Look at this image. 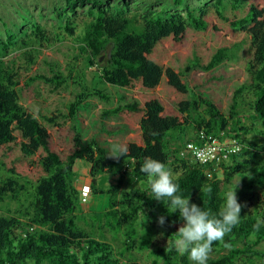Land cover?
Returning <instances> with one entry per match:
<instances>
[{"label":"trees","instance_id":"16d2710c","mask_svg":"<svg viewBox=\"0 0 264 264\" xmlns=\"http://www.w3.org/2000/svg\"><path fill=\"white\" fill-rule=\"evenodd\" d=\"M232 2L235 8L239 6L240 0ZM224 3L225 0H214V10L232 26L246 28L256 20L257 8L254 4L249 5L243 16L231 18L222 10ZM86 6L92 11V16L85 23V45L81 46L86 53L85 66L78 68L72 64L69 74H64L58 64L55 67V64L49 62L53 71L50 76L39 73L26 80V84H30L32 80L41 78L58 87L72 78L80 87L68 103V111L42 114L48 121H56L60 117L70 119L74 131V148L66 156H62L48 144H44L52 160L50 170L34 180L18 172L0 177V201L9 200L17 205L9 213H0V264H138L135 252L149 248L155 239L156 223L152 220L145 223L144 233L139 236L138 220L142 213L147 212L154 214L156 218L161 215L165 217L163 226L168 230L169 238L154 251L163 264H192L187 254L180 255L173 246L177 238L176 231L185 223L179 211L172 212L166 198L162 201L154 198L146 174L140 171L139 162L109 157L108 149L94 139L84 142L76 117L89 97L98 96L106 100L111 98L97 83L88 82L85 71V67L94 64V60L102 62L111 41L114 54L107 59L108 65L102 68L104 76L97 74L100 82L105 77L114 81L113 69L135 72L143 66L144 60L141 57H127L117 52L120 43L126 38H144L152 33L172 32L180 36L187 24L204 29L208 24L204 18L206 9L203 8L197 15L188 6L186 18L179 13L162 16L155 10L130 14L127 10L112 8L104 0H65L60 15L65 18L64 29L69 34L75 33L78 13ZM118 23H122L123 28L117 30L111 40L106 36V28ZM15 37V34L8 33V43L15 44ZM54 40L56 38L53 34L41 23L35 22L32 24L29 41L23 39L22 45H45ZM234 44L218 47L207 62H203V57L198 54H194L186 62L180 73L190 89L187 108L190 124L177 123L154 134L164 153L162 163L173 181L179 185L177 195L189 199L190 203H195L212 216L218 217L225 204L226 191L223 185L232 182L237 174H247V179H244L236 192L237 200L242 205L240 222L224 236L222 242H214L212 245L230 249L227 252L219 251L216 256H209L207 264H236L237 258L242 254L264 256L263 251L254 248L255 244L264 240V225L259 229L254 227L258 219L264 220V191L261 193L256 189L257 185L264 186V162L258 158L259 153L253 150L257 144L251 141L242 143L228 161L222 162L223 178H218L217 171L210 177L207 164L181 152L188 141H199L200 130L211 132L221 139L230 136L239 141L243 133L257 132L264 135V37L258 41L254 56L247 63V78L234 89L228 112L222 111L212 97L198 92L189 84L187 76L193 69L211 70L236 58L240 44ZM237 46L239 47L236 49ZM39 51L37 47L25 50L30 53L28 58L31 61ZM19 75L21 72L17 66V57H5L0 52L1 105H8V101L13 98V87L17 84ZM140 109L139 103L133 100L104 110L103 115ZM246 111L253 118L251 124L241 122V116ZM3 119L0 114V126ZM33 123L38 126L36 120ZM175 138L181 141L180 145L171 146ZM79 158L90 164L93 193H108L107 207L83 212L81 190L76 185L77 171L74 168ZM99 175H118V182L106 188L105 177L98 184ZM125 178L132 183L120 196V187ZM139 181L142 182V187L136 186ZM209 187L211 192L208 191ZM107 232H111L113 238L119 241L118 246L108 238ZM119 234L123 236L119 237ZM239 241L244 244L243 247L237 246ZM253 264H264V261Z\"/></svg>","mask_w":264,"mask_h":264},{"label":"rangeland","instance_id":"374dc122","mask_svg":"<svg viewBox=\"0 0 264 264\" xmlns=\"http://www.w3.org/2000/svg\"><path fill=\"white\" fill-rule=\"evenodd\" d=\"M104 1L112 8L127 10L130 14L155 10L162 16L179 13L188 18V6L197 15L203 8L206 9L204 18L208 24L204 29L187 24L180 36L173 32L152 33L144 38L130 36L120 43L117 52L127 57H141L144 60L138 71L113 69L114 81H109L105 77L104 81L100 82L97 74H100V77L104 76L102 68L108 65L107 59L114 54L111 49L113 41L101 63L94 60V64L85 67L88 82L97 83L111 98L106 100L91 96L80 107L76 119L82 140L88 142L94 139L110 153L116 145H127L129 152L122 158L134 159L140 166L146 158L162 162L164 153L161 143L154 134L177 123L189 125L191 121L187 112L190 89L180 73L181 69L194 54L202 56L203 62H207L218 47L234 46V42L239 43L240 48L236 47L237 57L232 61H225L211 70L195 68L187 76L193 88L212 97L222 111L228 112L234 89L247 78V63L253 58L258 41L264 37V0H240L239 6L235 8L232 0H225L222 10L231 18L243 16L251 3L255 5L256 20L246 28L234 27L220 18L214 10V0ZM64 4L65 0H0V52L5 57L16 56L17 66L21 72L17 84L13 87V98L6 106L0 102V114L4 118L0 126V177L18 172L34 180L50 170L52 160L44 144H48L62 156H66L74 148V131L70 119L60 117L56 121H48L42 114H60L68 111V103L80 87L72 78L58 87L41 78L26 84V80L35 74L50 76L53 71L49 62L55 64V67L58 64L64 74H69L72 64L80 68L87 63L86 53L81 46L85 45L83 40L85 23L91 18L92 11L88 6L81 9L75 33L69 34L64 29L65 18L60 15ZM35 22L41 23L56 40L45 45L38 43L22 45L23 39L29 41L32 24ZM122 28V23L108 26L106 36L113 40L115 32ZM8 33L16 35L15 44L8 43ZM32 47H37L40 51L33 55L31 61L28 58L30 53H26L25 50ZM1 98L0 94V100ZM133 100L139 103L140 110H125L120 114L103 115L104 110ZM241 108L246 110L245 106ZM249 115L246 111L241 116V122L251 124L253 118ZM254 119L258 122L256 117ZM33 120L37 121L38 126H35ZM248 141L257 144L253 150L259 153L258 158L264 162V135L257 132L243 133L240 137L241 144ZM180 142L175 138L171 146L180 145ZM74 168L77 171L76 185L81 190L83 212L107 207L108 193H93L90 164L79 158ZM217 172L218 178H223V171L219 169ZM103 177L106 178L104 181L106 188L118 182V175H99L98 184ZM240 178L237 192L244 179H247V174L235 175L232 182L223 185L225 191L235 188L236 181ZM131 183L132 181L127 178L123 180L120 196L130 188ZM84 185L90 186L87 200L82 199ZM136 186L142 187L143 184L139 181L136 182ZM256 189L262 193L264 186L257 185ZM16 206L13 201H0V213H9ZM150 220L156 223L155 239L149 248L135 252V260L138 264H163L162 259L154 251L168 241V230L157 224L158 218L154 214L147 212L140 215L139 236H142L144 225ZM107 236L115 246L119 245V241L113 238L111 232H107ZM122 236L119 234V237ZM237 246L243 247L244 244L239 241ZM254 248L264 252V240L255 244ZM229 249L230 247L212 246L209 256H216L219 251L227 252ZM262 261L264 256L242 254L237 258L236 264Z\"/></svg>","mask_w":264,"mask_h":264},{"label":"clouds","instance_id":"9594fccd","mask_svg":"<svg viewBox=\"0 0 264 264\" xmlns=\"http://www.w3.org/2000/svg\"><path fill=\"white\" fill-rule=\"evenodd\" d=\"M128 152L127 145H116L108 156L119 159L126 156ZM140 171L146 174L147 183L154 198L158 201L166 198L172 212L178 210L180 217L185 222L176 231L177 238L173 244L175 250L180 255L187 254L194 264H207L213 243L222 242L224 236L240 222L242 205L237 200L236 188L239 186L241 178L236 181L235 188L225 193V204L219 212V216L216 217L195 203H190L189 199L177 195L179 185L173 181L170 172L161 161L146 158ZM208 191L211 192L210 187ZM157 222L163 226L165 217L161 215ZM261 225H264V220L258 219L254 227L259 229Z\"/></svg>","mask_w":264,"mask_h":264},{"label":"built area","instance_id":"2783aa9c","mask_svg":"<svg viewBox=\"0 0 264 264\" xmlns=\"http://www.w3.org/2000/svg\"><path fill=\"white\" fill-rule=\"evenodd\" d=\"M198 137L199 141H188L181 152L207 164L210 177H213L214 172L221 169V163L228 160L242 145L237 138L221 139L204 130H200ZM82 189V199L87 200L90 188L84 185Z\"/></svg>","mask_w":264,"mask_h":264}]
</instances>
